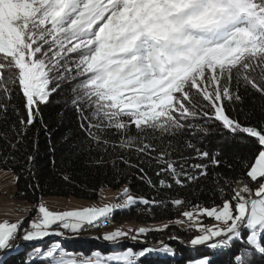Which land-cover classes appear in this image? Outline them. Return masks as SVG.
Listing matches in <instances>:
<instances>
[{
  "label": "snow or ice",
  "instance_id": "obj_1",
  "mask_svg": "<svg viewBox=\"0 0 264 264\" xmlns=\"http://www.w3.org/2000/svg\"><path fill=\"white\" fill-rule=\"evenodd\" d=\"M65 85L70 89L65 104L78 125L76 144L69 147L109 154L119 149L125 164L129 161L123 153L129 151L141 162L145 157L154 160L158 185L142 167L129 164L139 167L140 178L153 188H171L173 182L183 187L206 176L209 166H220L219 153L181 140L186 131L207 134L209 122L215 120L235 140H254L251 159L240 158L248 181H225L235 186L230 193L220 187L219 204L193 205L198 208L195 215H182L191 221L189 229L200 233L190 245L228 249L230 264H256L257 255L264 258V119L245 123L228 112V105L235 111L242 102V87L264 96V0H0V120L7 122L10 110L17 117L10 125L17 144L38 125L37 133L45 132L55 156L57 147L41 105L50 104ZM14 97L22 101L23 114ZM0 138L16 148L7 131L0 132ZM181 142L195 155L181 153L173 159ZM33 160L28 157L29 163ZM94 162L105 161L101 156ZM63 178L70 180L68 175ZM120 199L65 211H52L40 202L27 228L23 219L0 222V253L18 250L13 243L17 237L25 242L50 235L63 238L86 225L107 222L115 210L164 203L138 199L128 188ZM171 203L179 206L184 201L175 198ZM200 215L216 223H203ZM148 231L118 228L103 239L116 244L121 238L137 240ZM153 252L174 254V249L162 242L159 247H129L75 259L66 258L70 254L62 244L53 242L46 249L37 246L26 252L20 264H139ZM0 264H5L3 256ZM189 264L212 261L202 255Z\"/></svg>",
  "mask_w": 264,
  "mask_h": 264
},
{
  "label": "trees",
  "instance_id": "obj_2",
  "mask_svg": "<svg viewBox=\"0 0 264 264\" xmlns=\"http://www.w3.org/2000/svg\"><path fill=\"white\" fill-rule=\"evenodd\" d=\"M69 92V86L65 85L58 93L52 95L50 104L41 105L43 119L48 123L52 132V141L57 147L55 156L49 148L48 136L45 132L41 129L37 133L38 125L31 127L24 141L17 144L16 136L10 130V125L16 121L17 117L11 114L10 110L8 121L0 120V132L7 131L11 143L16 144V148L13 149L9 146L8 141L0 138V170L14 172V197L31 205L28 214L23 219V226L28 225L27 221L33 217L38 201L46 196H74L94 199L97 198L98 191L102 187L116 189L125 186L138 199L144 197L150 200L164 201L158 206H145L138 203L126 210H115L112 214L114 223H121L125 220L136 225L169 221L184 209H193V205L208 207L213 203L219 204L222 198L220 187L224 188L225 193H230L231 187L235 186V184L229 186L225 184V181L241 179L245 182L248 181L246 168L240 163V158L251 159L255 141L250 138H246L243 143L235 140L227 130L222 128L220 122L215 120L208 124L211 129L209 133L197 132L193 135L186 131L181 140H191L197 147L207 150L211 154L219 153L218 158L221 160V164L218 167L209 166L206 176H201L197 182L188 183L183 187L175 185L174 182L171 188L150 187L146 180L140 178L143 173L139 171V167H142L144 172L158 185L159 178L155 174L157 165L154 160L149 161L146 157L142 158L143 162H141V158H138L134 151L123 153V155L128 159L129 164L139 165V167H129V164L122 162L119 159V149H117V154H109L98 153L95 150H81L76 147L70 148V145L76 144L75 134L78 132V125L75 113L65 104ZM240 94L242 102L235 105V111L232 110L231 105H228L229 114L238 116L245 123L258 124L264 119V96L255 90L250 88L245 90L243 87L240 89ZM13 103L17 104L23 114L22 101L14 97ZM197 122L204 123L203 120ZM135 131V127L132 126V134H135ZM65 136L70 137L67 142L63 139ZM176 147L177 151L173 153V159H177L181 153L185 156L195 155L184 146L183 142L177 144ZM29 156L34 157L31 163L28 161ZM101 156L105 162L96 164L94 158L99 159ZM189 162L200 161L190 160ZM204 162L207 163V161ZM64 175H68L70 180L66 181L63 178ZM175 198L181 199L184 203L179 206L173 205L171 199ZM167 225L168 227L163 230H150L137 240L128 238V241L120 240L116 244L102 238L89 241L79 236L76 239L72 237L73 233L71 232L65 234L63 238L51 235L42 241L25 242L19 238L14 242V244L20 245L18 250L0 253V256L4 257L5 264H20L25 253L33 249L37 242L46 249L51 245L53 238H59L66 249H72L75 252V257L84 258L93 250L113 253L127 245H131L136 250L145 246L159 247L163 242L174 249V254L153 252L147 258H141L139 264H189L190 261L198 259L202 255L210 256L212 264H230L232 260L230 250H213L206 246H192L189 241L195 234V229L181 228L171 223H167ZM171 234H174L175 237L170 238ZM142 239L145 242H138ZM254 259L256 264H264V258L259 255ZM111 264H119V262L113 261Z\"/></svg>",
  "mask_w": 264,
  "mask_h": 264
},
{
  "label": "rangeland",
  "instance_id": "obj_3",
  "mask_svg": "<svg viewBox=\"0 0 264 264\" xmlns=\"http://www.w3.org/2000/svg\"><path fill=\"white\" fill-rule=\"evenodd\" d=\"M253 187H255V184L253 185ZM125 188H126L125 186H121L116 189H111L109 187H102L98 191L97 198H94V199L80 198V197H74V196H46L42 198L40 201H38L36 209L40 202H43L52 211H65V210H72V209L90 207V206L101 207L106 204L111 205L114 203H120L121 199L119 198V195L124 191ZM14 191H15L14 172H12L11 170H0V222H3L5 220H8L9 222H16L17 220L24 219L31 208V205L27 203L26 201L24 200L22 201V199L15 198ZM129 194L133 195L130 191H129ZM184 211H193L195 215L196 211H198V208L184 209ZM184 211L180 212L178 215L174 216V218L169 221L166 220V221L159 222V223H143V224H136V225L132 222L125 221V220L122 221L121 223L120 222L114 223L112 220L113 215H111L110 219L108 220V222H110L109 224L102 222L101 225H99L100 227L93 226L92 229L90 230L86 229V226H87L86 225L78 233L72 234V237L77 239V237L79 236H84L82 238L87 239L89 241L94 240V239L100 240L99 238L103 239V235L105 233L111 232L118 228L123 229L124 231H129L130 229L135 230V229H138L139 227H145V228L155 231L156 229H163V226L167 225V223L176 224L181 228H185V227H189V224L191 223V221H189L187 217L182 215ZM36 215H37V211L35 210L34 215L32 216L35 217ZM32 218H30L29 220H31ZM198 219L206 224L216 223V221L213 218H207L204 215H200ZM29 220L27 222H29ZM178 221L180 222L178 223ZM24 227L27 228L28 225ZM133 233L134 232H130L129 235H133ZM22 234L23 233H21V235ZM199 234L200 233L198 232V230H196L193 236L199 235ZM169 236L170 238L175 237L174 234H171ZM18 240H19V237H17L15 242ZM121 240L123 242L126 240L128 241V238H121ZM53 242H59L62 244L63 248L67 251V253L70 254L66 258L80 259L78 257H75V252L72 249H66L63 245V242L60 241L59 238H53V240H51V244ZM138 242H145V241L142 239V240H139ZM37 246H42V244H38L37 242L34 248ZM129 247L133 248L131 245H127L123 249L115 251L113 253L122 251ZM91 252L92 253L89 255H86V257H90L93 255V253H96V252H99L104 255L113 254L110 252H100L98 250H93Z\"/></svg>",
  "mask_w": 264,
  "mask_h": 264
},
{
  "label": "built area",
  "instance_id": "obj_4",
  "mask_svg": "<svg viewBox=\"0 0 264 264\" xmlns=\"http://www.w3.org/2000/svg\"><path fill=\"white\" fill-rule=\"evenodd\" d=\"M104 223H106V224H109L110 222H104ZM92 227L93 226H86V229H88V230H90V229H92ZM15 241H13V243H14ZM78 258H82L81 256H78Z\"/></svg>",
  "mask_w": 264,
  "mask_h": 264
}]
</instances>
